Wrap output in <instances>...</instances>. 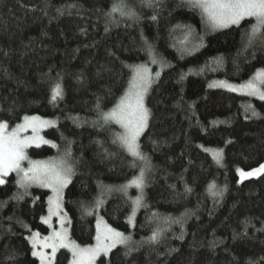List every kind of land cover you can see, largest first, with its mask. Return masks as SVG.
<instances>
[{
    "label": "trees",
    "instance_id": "obj_1",
    "mask_svg": "<svg viewBox=\"0 0 264 264\" xmlns=\"http://www.w3.org/2000/svg\"><path fill=\"white\" fill-rule=\"evenodd\" d=\"M120 2L0 0V121L58 118L45 130L55 145L29 153L36 159L68 154L73 175L63 205L71 237L94 242L90 207L100 199V213L130 237L97 264H264V174L241 181L237 171L264 163V100L209 87L216 80L246 82L264 69V37L248 42L255 20L209 31L187 0H153L151 7L148 0H125L134 16L109 15ZM179 26L195 30L203 46L183 55L175 43ZM149 50L169 65L147 96L141 160L101 112L115 106ZM57 83L63 96L53 101ZM210 148L223 150L219 163ZM142 169L144 197L132 227L137 190L125 185ZM17 180L12 173L0 185V264H40L28 234L49 232L42 217L51 192H23ZM212 184L222 195L213 194ZM70 260L62 248L53 264Z\"/></svg>",
    "mask_w": 264,
    "mask_h": 264
},
{
    "label": "snow or ice",
    "instance_id": "obj_2",
    "mask_svg": "<svg viewBox=\"0 0 264 264\" xmlns=\"http://www.w3.org/2000/svg\"><path fill=\"white\" fill-rule=\"evenodd\" d=\"M192 8H199L202 15L206 17L207 23L210 24L213 30L225 28L229 25H239L246 18H253L255 23L250 25L248 32V42L251 44L257 36L264 37V0H187ZM75 5H72L74 7ZM148 6H153V0H148ZM59 11V10H58ZM119 12L122 16H134L135 12L127 9V5L121 0L120 3L113 4L109 15ZM156 20V16L152 17ZM107 31V28L105 29ZM155 62V61H153ZM151 83V76L148 69L143 65H138L135 68V75L129 83V89L120 102L109 112H101V118L107 122L115 120L120 123L125 133L119 137V141L128 151L141 160L144 157L139 152L137 140L144 129L147 127L149 110L144 106V95L147 92ZM224 87L236 91L237 88L220 82ZM215 85L210 84L209 87ZM241 91H246L250 96H258L264 100V70L258 71L255 76L240 86ZM62 86L57 83L51 94L53 101L62 98ZM99 107V105H98ZM255 110L252 111V116H259ZM50 122L42 120L37 116H24L23 123L17 124L11 133H7L9 127L7 121H0V185L5 184V179L10 172H16L19 176L17 184L27 189L33 183H39L41 186L50 188L53 196L49 197V216H60L61 213V198L63 189L71 182L73 170L63 161L59 163H50L42 165L40 162L28 160L25 149L34 143L38 137H21L19 133L27 131L31 128L33 133H36L40 127L47 126ZM42 140V138H39ZM48 143V141H43ZM214 159L219 163L223 157V150H217L213 153ZM28 160L29 167L24 168L22 162ZM240 180L243 181L252 177H259L264 174V163L257 168L249 171L237 169ZM144 170H141L140 176L136 177L132 183L139 188L144 185ZM214 195H222L221 191H215V185H210ZM190 191V189H188ZM15 199H22V196H14ZM136 207L142 206V201L138 197L134 202ZM54 206V207H53ZM136 208L133 209V214ZM44 223H49V220L43 218ZM65 221L60 220V229L46 237H43V243L39 244L41 250H34L33 255L38 256L41 264H51L52 258L58 248H68L72 253L70 264H94L95 258L101 253L107 254L112 248L119 245H126L130 240L129 236H125L123 232L117 231L108 225H104L101 231V222H97V235L95 237L96 244L92 246L81 247L75 241H70L67 238V229L64 227ZM40 234L33 233L32 241L34 248L36 247ZM158 232H153L149 240H157ZM51 249V255L42 249ZM264 259V258H262ZM249 264H256L255 261H249Z\"/></svg>",
    "mask_w": 264,
    "mask_h": 264
},
{
    "label": "rangeland",
    "instance_id": "obj_3",
    "mask_svg": "<svg viewBox=\"0 0 264 264\" xmlns=\"http://www.w3.org/2000/svg\"><path fill=\"white\" fill-rule=\"evenodd\" d=\"M123 1H125V0H123ZM205 19H206V17H205ZM242 21H243V20H242ZM242 21H241V22H242ZM206 22H207V20H206ZM229 26H231V25H229ZM229 26H228V27H229ZM207 27H208V30H209V31H216V30H218V29H223V28H218V29L213 30V29L211 28L210 24H208V23H207ZM225 28H226V27H225ZM176 30H177V32H179V34H178V36L176 37L175 43L177 44L176 46L179 47V50H180V52H181L183 55H189V54H192V53L196 52L197 50H199V49L203 46L204 42L201 41V40H198V39H197V37H196V33L194 32L195 30H192V29H190V28H188V27H186V26H179L178 28H176ZM153 61H155V62H153ZM138 65H143V66H145V67L148 69V72H149V74H150V76H151V83H150V86L148 87L147 92H146L145 95H144V106L149 110L148 105H147V96H148V93H149V91H150L152 85L155 83V81H156V80L158 79V77L161 75V73L163 72V70L169 65V63H167V62H165L164 60H162V59L159 57V55L157 54L156 51H154V50H149L147 61H145V62H143V63H141V64H138ZM138 65H137V66H138ZM135 68H136V67H135ZM135 68H134V72H133V75H132L131 81H132V79H133V77H134V75H135ZM260 70H264V69L262 68V69H259L258 71H260ZM258 71H257V72H258ZM257 72H256V73H257ZM256 73H255V74H256ZM255 74H254V76H255ZM254 76H253V77H254ZM253 77H252V78H253ZM252 78H251V79H252ZM249 80H250V79H249ZM249 80H248V81H249ZM220 82H225L226 84H229V85H231V86L237 88V90L234 91V92L248 95V94L246 93V91H241V90H240V86L243 85V84H245L247 81H246V82H242V83H233V82L226 81V80H216V81H214V82L212 83L213 85H215V86H217V87H221V88H225V89L231 90V89L228 88V87H224V86H222V85L220 84ZM128 89H129V85H128L126 91L124 92V94H123L121 97H123V96L125 95V93L128 91ZM231 91H232V90H231ZM121 97L119 98V100L117 101V103L115 104V106L120 102ZM254 97L259 98L258 96H254ZM115 106H114V107H115ZM114 107H113V108H114ZM113 108H112V109H113ZM112 109H111V110H112ZM111 110H110V111H111ZM28 116H37V117H40L42 120H46V121H49V122H50L47 126L40 127L36 133H33V131H32L31 128L27 129V131H24V132L19 133V135H20L21 137H32V136H37V137H38V139H37L34 143H31V144L25 149L26 154H27V156H28V160L36 161V162H40L42 165H46V164H50V163H59L60 161H63V162H64L65 164H67L68 166H71V168H72V170H73V166H72V164H71V162H70V160H69V156H68V154H67L66 152H60V153H58L57 155H53V156H51V157L41 158V159L33 158V157L30 155V153H29V149H30L31 147H34V146H41V145H45V144L55 145V142H54L53 140H51V139H49L48 137H46V135H45V130H46L47 128H49V127H52V126L57 125V124L59 123V120H58V118H55V117H46V116H42V115H39V114L28 115ZM113 121L116 122L115 120H113ZM20 123H23V121L20 122ZM20 123H18V124H20ZM116 123H117V124L120 126V128H121V131H120V133H119V137H120L121 135H123V134L125 133V129H124V127H123L120 123H118V122H116ZM148 123H149V118H148ZM8 125H9V124H8ZM16 125H17V124H16ZM16 125H14V126H10V125H9V127H8V129H7V133H11L12 130L15 128ZM147 126H148V124H147ZM146 128H147V127H146ZM146 128L144 129V131L146 130ZM144 131L141 133V135L139 136V138H138V140H137V143H138V145H139V152H140L141 155H142V153H141V150H140V138H141L142 134L144 133ZM39 138H42V140L39 139ZM43 141H48V143H44ZM217 150H218V149H216V148H210L209 151H210L211 154L213 155V153H214L215 151H217ZM134 157H136V156H134ZM136 158H139V157H136ZM28 160H25V161L22 162V166H23L24 168L29 167V162H28ZM255 168H257V167H255ZM252 169H253V168H252ZM249 170H251V169H249ZM249 170H244V171H249ZM12 173H15V174H16V172H10L7 176H9V175L12 174ZM140 174H141V173H140ZM140 174H138L137 176H135V177L130 181V183H128L127 185H125V189H128V190H129V189H131V188H135V189L137 190L136 195H135L134 198L132 199L133 204H134V208H136V210H135L134 214H133V212H132V214H131V216H130V220H129V221H130V224H131L132 227H134V225H135L136 215H137V212H138V210H139V208H140V207H136L134 202L136 201V199H137L138 197L141 199V201L143 200V197H144L145 171H144V176H143V179H144V185H143L142 188L136 187V186L132 183V181H133L136 177L140 176ZM16 175H17V174H16ZM72 175H73V174H72ZM7 176L4 177L5 180H6ZM17 179H19V176H18V175H17ZM71 179H72V176H71ZM68 185H69V184H68ZM68 185H67V186H68ZM34 187H41V188L48 189V190H50V192H51V195H50V196H53V195H54L53 192H52V190H51L50 188L43 187V186H41L39 183H33V184H31L27 189L22 188V187H20V188H21V190H22L23 192L28 193V192L31 191V189L34 188ZM66 188H67V187H66ZM66 188L63 189V193H62V198H61V213H60V216H56V215L49 216V207H50V205L48 206V212L43 216V218H46V219L49 220V223H47V224L45 223V224L50 228L49 232L46 233V234H43V233H41L40 231H32V232H30V233L28 234V238H29V240H30V242H31V244H32V246H33V251H34V250H41V249L39 248V244H42V243H43V237L49 236V235L53 232V230H59V229H60V226H61V225H60V220H61V219H63V220L65 221L64 227L67 229V238H68V240H70V241H75L76 244L80 245L81 247L92 246V245H95V244H96V239L94 240V242L89 243V244H80L79 242H77L76 240H74V239L71 237V233H70V225H69V219H68V215H67V213H66L65 210H64V205H63V198H64V194H65V190H66ZM102 203H103V199L95 200V202H93V203L91 204L92 207H90L91 212L96 213V224H97L98 221L101 222V231H103V227H104V225L106 224V225L110 226L111 228L116 229L117 231L122 232L121 230H119V229L113 227L111 224H109L108 221L105 219V217L100 213V207H101ZM53 207H54V206H53ZM134 208H133V209H134ZM43 222H44V221H43ZM37 232L40 234V237H39V240H38V243H37L36 247L34 248V244H33V241H32L31 238H32L33 233H37ZM123 233H124V232H123ZM124 234H125V233H124ZM96 235H97V233H96ZM125 236H128V235L125 234ZM118 245H119V244H118ZM118 245H117V246H118ZM117 246H116V247H117ZM116 247H115V248H116ZM62 248H63V247H60V248L57 249L54 258H52V260H51V264L54 263V261H55V259H56V257H57V254H58V252H59V250L62 249ZM65 249L69 250L68 248H65ZM113 249H114V248H112L111 251H112ZM42 250L45 251V252H47L49 255H51V249H50V248H48V249H42ZM69 251H70V250H69ZM111 251H109L107 254L101 253L100 255H98V256L95 258L94 264H97V260H98V258H99L101 255H108ZM70 253H71V251H70ZM36 257L40 260V258H39L38 256H36ZM71 260H72V253H71ZM71 260H70V261H71ZM40 264H41V260H40Z\"/></svg>",
    "mask_w": 264,
    "mask_h": 264
}]
</instances>
